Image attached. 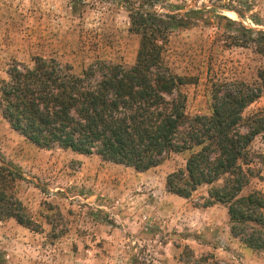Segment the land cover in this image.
I'll list each match as a JSON object with an SVG mask.
<instances>
[{
  "label": "rangeland",
  "instance_id": "rangeland-1",
  "mask_svg": "<svg viewBox=\"0 0 264 264\" xmlns=\"http://www.w3.org/2000/svg\"><path fill=\"white\" fill-rule=\"evenodd\" d=\"M133 7L198 13L195 26L171 33L163 56L186 79L190 117L211 114L214 83L261 86L259 36L245 30L264 31V0H0V81L36 56L76 73L97 60L132 67L140 45L130 32ZM243 116L246 125L264 122V94ZM0 155L22 173L13 192L34 223L0 221V264H264V253L232 236L227 207H204L209 186L189 199L168 191V176L186 168L191 152L138 172L97 155L38 148L0 110ZM248 161L241 195L264 194V131Z\"/></svg>",
  "mask_w": 264,
  "mask_h": 264
},
{
  "label": "trees",
  "instance_id": "trees-1",
  "mask_svg": "<svg viewBox=\"0 0 264 264\" xmlns=\"http://www.w3.org/2000/svg\"><path fill=\"white\" fill-rule=\"evenodd\" d=\"M184 13L133 7L130 32L140 45L129 68L97 60L76 73L69 63L41 56L31 65H11L8 79L0 81V110L38 148L97 155L138 172L160 166L171 153L191 152L186 168L168 176V191L189 199L209 186L204 207H227L232 236L264 253V194L241 195L249 184L242 164L264 131V122L246 125L243 114L264 94V71L258 75L261 86L214 83L211 114L190 117L181 92L186 79L163 59L171 33L197 24L196 11ZM245 31L259 36L253 42L264 54V31ZM22 178L0 155V221L14 219L32 229V218L13 192Z\"/></svg>",
  "mask_w": 264,
  "mask_h": 264
}]
</instances>
